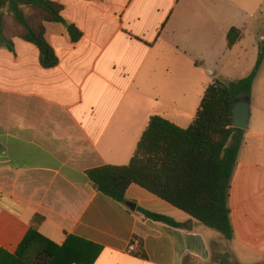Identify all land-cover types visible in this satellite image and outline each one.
<instances>
[{"label": "crops", "instance_id": "0c3cea01", "mask_svg": "<svg viewBox=\"0 0 264 264\" xmlns=\"http://www.w3.org/2000/svg\"><path fill=\"white\" fill-rule=\"evenodd\" d=\"M51 1L82 34L70 43L62 26L45 24L58 65L43 69L24 41L0 52L11 66L7 77L14 66L22 70L21 85L0 89V249L13 255L34 228L57 246L68 237L99 246L93 264H264V60L249 96H239L248 98L249 119L227 192L230 241L136 185L121 204L86 176L127 165L151 116L188 128L159 108L156 68L168 69L190 34L213 39L235 28V47L250 24L264 47V0ZM240 11L249 23L238 21ZM137 208L180 227L145 219ZM134 237L140 244L129 254Z\"/></svg>", "mask_w": 264, "mask_h": 264}, {"label": "trees", "instance_id": "16d2710c", "mask_svg": "<svg viewBox=\"0 0 264 264\" xmlns=\"http://www.w3.org/2000/svg\"><path fill=\"white\" fill-rule=\"evenodd\" d=\"M62 11L63 6L51 0H0V49L13 53V41L18 39L36 47L43 69L56 67L58 58L46 40L45 24L62 26L70 43L82 36L75 24L64 20ZM240 36L239 30L231 28L226 34L227 48ZM262 60L264 47L259 48L245 78L231 84L213 79L188 128L151 116L127 165H105L86 172L95 190L124 204L127 189L136 185L230 241L227 192L244 133L231 127L232 105L237 97L249 96ZM136 211L145 219L180 227L165 215L142 208ZM100 250L75 237L57 246L31 228L13 255L0 249V264H93Z\"/></svg>", "mask_w": 264, "mask_h": 264}, {"label": "rangeland", "instance_id": "374dc122", "mask_svg": "<svg viewBox=\"0 0 264 264\" xmlns=\"http://www.w3.org/2000/svg\"><path fill=\"white\" fill-rule=\"evenodd\" d=\"M240 14L242 18L238 21L249 23L248 16H245L243 11H240ZM247 27L248 29L243 31L245 39L242 44L231 50L226 47L225 28L216 32L213 39L206 34L196 33L194 36L190 34V38L188 37L185 41L179 40L183 45L179 47L180 55L172 57V65H169L168 69L159 65L154 74L156 94L159 93V108L166 118L179 117L178 123L188 127L192 121L191 117L195 115L199 107L205 87L213 79H219L224 84H231L250 74L260 45L258 48L259 33L250 24H247ZM20 43L24 44L17 39L13 41L14 51ZM0 52L9 51L1 48ZM10 67L5 59H0V89L17 88L22 83L16 75L21 74L22 70H19L17 66H14L15 74L6 76L10 72L8 70ZM149 74L147 72L145 76ZM220 254L223 258L224 252ZM218 261L217 258V263Z\"/></svg>", "mask_w": 264, "mask_h": 264}, {"label": "water", "instance_id": "95a60500", "mask_svg": "<svg viewBox=\"0 0 264 264\" xmlns=\"http://www.w3.org/2000/svg\"><path fill=\"white\" fill-rule=\"evenodd\" d=\"M249 104L248 98L237 97L232 105V123L231 127L242 131L248 128L249 119ZM131 211L134 210V205L129 206Z\"/></svg>", "mask_w": 264, "mask_h": 264}, {"label": "built area", "instance_id": "2783aa9c", "mask_svg": "<svg viewBox=\"0 0 264 264\" xmlns=\"http://www.w3.org/2000/svg\"><path fill=\"white\" fill-rule=\"evenodd\" d=\"M140 241L137 238H132L127 246V253L132 254L135 253L137 247L139 246Z\"/></svg>", "mask_w": 264, "mask_h": 264}]
</instances>
